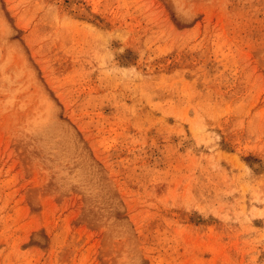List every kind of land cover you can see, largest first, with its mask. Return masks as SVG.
Listing matches in <instances>:
<instances>
[{
  "label": "rangeland",
  "instance_id": "rangeland-1",
  "mask_svg": "<svg viewBox=\"0 0 264 264\" xmlns=\"http://www.w3.org/2000/svg\"><path fill=\"white\" fill-rule=\"evenodd\" d=\"M0 264H264V0H0Z\"/></svg>",
  "mask_w": 264,
  "mask_h": 264
}]
</instances>
